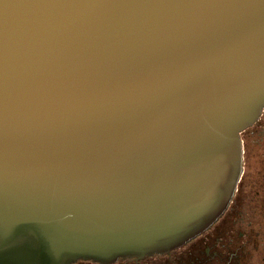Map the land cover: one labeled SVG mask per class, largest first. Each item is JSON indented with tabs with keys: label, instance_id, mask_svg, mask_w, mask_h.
Masks as SVG:
<instances>
[{
	"label": "water",
	"instance_id": "95a60500",
	"mask_svg": "<svg viewBox=\"0 0 264 264\" xmlns=\"http://www.w3.org/2000/svg\"><path fill=\"white\" fill-rule=\"evenodd\" d=\"M263 111L264 0H0V264L185 245Z\"/></svg>",
	"mask_w": 264,
	"mask_h": 264
},
{
	"label": "flooded vegetation",
	"instance_id": "af4514ba",
	"mask_svg": "<svg viewBox=\"0 0 264 264\" xmlns=\"http://www.w3.org/2000/svg\"><path fill=\"white\" fill-rule=\"evenodd\" d=\"M261 135L264 137V131ZM245 153L244 148V172L229 208L196 238L169 252L144 258L121 257L112 263L79 259L74 264H264V162L255 160L258 169L246 182Z\"/></svg>",
	"mask_w": 264,
	"mask_h": 264
},
{
	"label": "rangeland",
	"instance_id": "374dc122",
	"mask_svg": "<svg viewBox=\"0 0 264 264\" xmlns=\"http://www.w3.org/2000/svg\"><path fill=\"white\" fill-rule=\"evenodd\" d=\"M264 131V114L262 119L255 127H251L243 132L242 137L244 140L245 156L248 159L247 163V173H246V182L251 180V172L258 169L257 162L258 160L264 162V137L260 134ZM258 155V156H257ZM260 162V164H261ZM261 166V165H260ZM259 166V167H260Z\"/></svg>",
	"mask_w": 264,
	"mask_h": 264
}]
</instances>
